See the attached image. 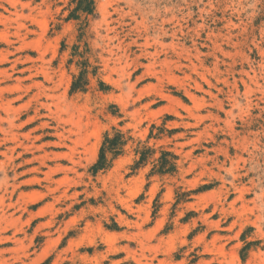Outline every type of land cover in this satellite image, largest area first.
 <instances>
[{
  "label": "rangeland",
  "instance_id": "obj_1",
  "mask_svg": "<svg viewBox=\"0 0 264 264\" xmlns=\"http://www.w3.org/2000/svg\"><path fill=\"white\" fill-rule=\"evenodd\" d=\"M74 7L0 0V264H264V0Z\"/></svg>",
  "mask_w": 264,
  "mask_h": 264
},
{
  "label": "trees",
  "instance_id": "obj_2",
  "mask_svg": "<svg viewBox=\"0 0 264 264\" xmlns=\"http://www.w3.org/2000/svg\"><path fill=\"white\" fill-rule=\"evenodd\" d=\"M71 2L75 4V7L70 12L69 16L67 17V20H77L79 18L80 13L89 16L92 15L94 12V0H71ZM84 78L85 71L82 70L72 82V93L82 90V86L80 84L82 81L85 80ZM125 144L126 143L123 140V136L120 132L116 131L112 137L110 136V134L106 133L98 153V159L91 168L92 173L95 175L100 171L108 169L109 162L107 159V155L111 154L112 157L119 156ZM137 154L139 158L135 163V169L145 165L148 161L149 156L153 154V152L150 149H147L145 151H140ZM176 159L177 157L172 153L162 151L159 158L155 161L156 164L152 169V173L158 175L174 174L176 172Z\"/></svg>",
  "mask_w": 264,
  "mask_h": 264
}]
</instances>
